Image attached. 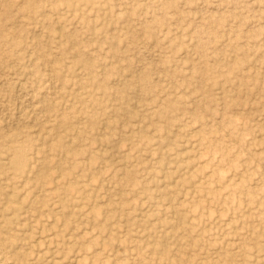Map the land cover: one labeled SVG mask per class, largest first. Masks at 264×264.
I'll use <instances>...</instances> for the list:
<instances>
[{
    "label": "rangeland",
    "instance_id": "374dc122",
    "mask_svg": "<svg viewBox=\"0 0 264 264\" xmlns=\"http://www.w3.org/2000/svg\"><path fill=\"white\" fill-rule=\"evenodd\" d=\"M0 264H264V0H0Z\"/></svg>",
    "mask_w": 264,
    "mask_h": 264
}]
</instances>
